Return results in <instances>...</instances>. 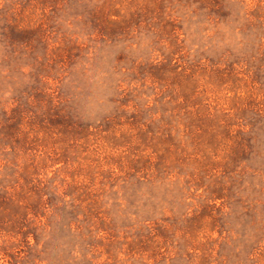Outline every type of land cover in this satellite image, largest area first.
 I'll list each match as a JSON object with an SVG mask.
<instances>
[{"label":"rangeland","instance_id":"obj_1","mask_svg":"<svg viewBox=\"0 0 264 264\" xmlns=\"http://www.w3.org/2000/svg\"><path fill=\"white\" fill-rule=\"evenodd\" d=\"M0 264H264V0H0Z\"/></svg>","mask_w":264,"mask_h":264}]
</instances>
